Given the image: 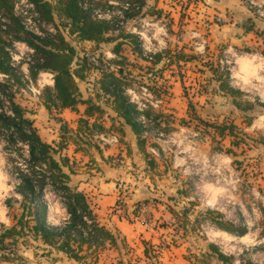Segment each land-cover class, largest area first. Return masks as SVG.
<instances>
[{
  "label": "rangeland",
  "instance_id": "rangeland-1",
  "mask_svg": "<svg viewBox=\"0 0 264 264\" xmlns=\"http://www.w3.org/2000/svg\"><path fill=\"white\" fill-rule=\"evenodd\" d=\"M237 1L256 19L252 24L264 32V0H254L255 5L250 8L242 0ZM148 3L153 5L152 0ZM156 5L157 9L162 10L159 17L136 14L127 23L119 24L118 30L138 37L142 53L143 48L159 53L186 44L187 49H194L200 57L195 65L196 70L190 68L179 72L174 69L175 72L171 74L167 69L161 73L157 71L160 66L154 67L144 56H136L131 45L123 47L127 59L124 64L126 83L131 85L127 89V96L141 109L151 105L155 110H161L167 115L166 122L171 121L173 125L168 134L156 130L153 123L147 124L145 128L148 151L159 159V169L145 170L146 163L143 160L132 159L136 155V146L130 131H126L121 138L116 130H106L105 136L94 139V130L90 138L99 146L103 156L93 148L86 153L77 151L75 144L66 145L65 140H62L64 136H61L63 127L73 130L78 115L70 110L60 111L53 104L47 106L44 89L52 87L51 73L44 70L36 82L32 81L29 71L31 52L22 46L13 49V53L18 56L15 63L20 66L22 81V86L13 87V91L16 90L15 101L27 109L44 141L63 142V152L71 156L76 170L73 183L84 182L79 185L82 191L91 187L97 189L104 178L114 179L119 186L118 204L124 208L130 204L134 189L147 191L151 188L158 197L156 201L159 207L166 204L173 210L171 216L164 214L165 217L161 215L163 210L156 211L159 217L157 222L159 226L163 225L161 228L165 233L177 239L185 238L194 249H201L208 243L215 245L220 252L233 256L235 264H241V260L264 264V216L259 212V205H264V177H259L264 175V168L259 166L256 159L257 142L264 141L263 130L258 129L264 122V34H260V37L249 34L251 40L248 45L239 43L234 46L225 40H209V25L212 22L219 25L213 10L209 11L207 7L194 4L191 0H159ZM18 11L27 12L25 16L29 17L30 8L25 4H19ZM195 19L203 23L199 24ZM204 46L210 48L209 54L204 53ZM76 47L80 57H84L87 52L91 63L100 53L106 59L115 58L109 50L110 44H102L99 49L85 42ZM209 65L213 66L214 72L209 69ZM182 73L185 75L184 86L177 83ZM96 75L93 69L79 83L85 96H91ZM3 79L4 76L0 75V80ZM219 79H223L233 90L232 96H225V90L217 89L218 84H214V81ZM162 83L170 85L167 90L171 94L162 93L156 97L148 87L155 84L161 86ZM217 90L219 95L211 98L209 95ZM224 102V106L218 104ZM232 105L239 112L230 110L229 113L227 110ZM222 109H227L224 113L227 118L220 115L216 117L217 111L219 113ZM195 116L215 123H233L236 129H233V136H222L212 127L198 123ZM166 122L164 125H167ZM250 123L256 126L247 128ZM231 141L237 144L232 145ZM153 145L159 147L161 152ZM21 148L18 151L8 146L5 134L0 133V226L11 225L12 210L8 209L6 201L12 200V206L17 207L20 199L15 192L17 178L14 167L23 161L20 153L26 147ZM129 148L130 154L126 152ZM226 149H232L235 156L227 153ZM229 158L236 159L238 163L232 164ZM152 175L158 178L154 182L150 180ZM161 175L167 178L161 180ZM44 200L48 205L49 224L61 226L68 219V214L60 193L46 189ZM208 210L221 214L224 221L239 227L246 226L247 235L242 238L236 234H222L225 231L216 228L209 220H203V217L209 218L204 213ZM143 215L145 219L152 216L151 211ZM37 244L33 240L28 246L16 244L13 248L15 256H23L29 264H67L64 258H58L61 252L55 254L53 251L47 256V251L38 249ZM86 253L88 257L81 264H94L96 261L92 252L88 249ZM111 254L113 252H107V256ZM55 257L59 260L51 263L49 259ZM18 259L15 257L10 264H18ZM0 264L9 263L1 261ZM25 264L28 262L25 261Z\"/></svg>",
  "mask_w": 264,
  "mask_h": 264
},
{
  "label": "trees",
  "instance_id": "trees-1",
  "mask_svg": "<svg viewBox=\"0 0 264 264\" xmlns=\"http://www.w3.org/2000/svg\"><path fill=\"white\" fill-rule=\"evenodd\" d=\"M15 1L0 0V74L4 75V79L0 80V133L5 134L8 146L18 151L23 149L21 146H24L26 150L20 153L23 158L22 163L14 167L17 178L15 192L20 197L18 202L16 201L18 205L13 207L12 200L6 201L8 209L12 210L11 225L0 226V262L11 263L15 257H18V264H25L23 257L15 256L13 248L16 244L27 246V242L30 243L31 240L41 243L40 249L47 251V256L55 250L77 262H84L88 257L86 250L89 249L96 261L100 249L106 244L115 246L119 237L116 233L99 225L87 196L72 185L73 164L70 157L63 152L65 148L63 142H44L38 135L34 119L31 118L27 109L15 101L16 90L13 91V87L22 86L20 66H12L7 48L11 46L12 40H20L34 50L33 63L29 67L31 79L34 82L42 70L53 73V87L44 89L48 107L53 104L61 110L76 109L79 103L86 105L85 117L78 118L75 129L63 127L61 136H64L62 140H65L66 145L75 144L78 150L86 153H89L92 148L101 153L99 146L90 138L92 132L95 130L97 135H102L106 134V130L114 129L122 138L125 135L123 127L128 125L136 137L138 149L145 158L152 159L154 155L146 151L147 140L144 133L147 124L153 123L154 128L163 134L170 133L173 125L171 121L166 122V114L161 110H155L151 105H147V109L139 110L126 94V90L131 85L126 83L124 64L127 59L123 54V47L131 45V50L136 56H141V51L138 37L124 30L115 33L120 23L115 12L120 8L121 0H28L34 5L39 18L47 25H51L54 30L52 32L40 28L42 35L25 30L19 17L14 14ZM128 1L139 2L140 11L144 10L150 16L158 17L162 13V10L149 4V0ZM96 11L101 14L107 13L109 17H99ZM124 13V21L133 16L129 10ZM85 42L92 43L99 49L102 44H110L109 50L115 58L106 59L103 53H100L95 58L97 65L91 63L87 52L84 57L78 54L76 45ZM184 47V45L176 46L154 54L151 64L154 67L160 66L157 67V71L162 73L167 69L173 70L174 67L181 68L186 62L197 61L200 58L194 53L185 55ZM207 51L208 46H205V53ZM262 53L264 55V51ZM217 68L218 66L216 70ZM93 69L97 75L92 83L91 96L84 98L79 82L85 80L87 73ZM209 69L215 71L212 65H209ZM219 80H217V89L225 90L223 95L232 96L233 90L223 79ZM169 86L162 83L161 86L155 84L148 88L156 97H159L162 93L170 94L167 90ZM93 99L97 103H94ZM106 108L115 114L112 116L108 113L111 121L108 129L101 123L104 113H107ZM140 116L144 117V123L139 120ZM195 118L198 123L202 122L212 127L222 136H233V129H236L233 123L205 121L199 116ZM165 122L167 125H164ZM231 143L237 144L234 141ZM155 147L161 152L159 147ZM226 152L234 155L232 149H226ZM233 163L238 161L233 159ZM46 189L57 190L62 197L68 219L61 226H52L48 222V205L44 200ZM139 208L140 206H136L133 210L135 216L138 215ZM204 213L208 214L209 218L203 217V220H209L222 231L239 236L245 233L244 229L224 221L219 213L211 210ZM208 247L219 260L225 264H233V256L220 252L215 245L208 244ZM240 263L254 264L249 260H241Z\"/></svg>",
  "mask_w": 264,
  "mask_h": 264
},
{
  "label": "crops",
  "instance_id": "crops-1",
  "mask_svg": "<svg viewBox=\"0 0 264 264\" xmlns=\"http://www.w3.org/2000/svg\"><path fill=\"white\" fill-rule=\"evenodd\" d=\"M158 1L159 0H152V3L156 8H157L156 2L158 4ZM199 1L203 2L207 6V9H209V11L213 10V13L216 15V21L219 22V25H217L215 22H212L209 25V28H211L209 30L211 34L209 40L214 38L215 40L216 39L225 40V41H229L231 45L234 46L238 45L239 43H245L246 45H248L251 40L249 34L252 33L255 36L258 35L259 37L260 34H264L262 30L261 31H259L260 29L258 30L257 25L254 26L252 24V21L256 22V19H254L252 16V13L248 11L246 7L242 6L237 0H199ZM195 20L199 24L203 23V21L200 19H195ZM206 26H208V24ZM181 46L182 45H180L179 47ZM184 46L185 47L183 50L185 55H189L191 53L196 54L194 49H190V48L187 49L186 44H184ZM209 49L210 48L208 47V51H207L208 54H209ZM181 63L183 62L181 61ZM196 64H197L196 60H194L193 62L188 61L185 64H183L181 68L174 67L173 70H169V71L172 74L175 72L174 69L178 70L179 72H184L190 68L196 70L195 68ZM183 74L184 73L181 74V77L179 79L180 82H177L181 84V86H184L185 83L184 82L185 75ZM169 81L171 82V80ZM214 84H218L217 80L214 81ZM218 95L219 94L217 90L211 93L209 96L211 98L212 97L215 98ZM183 96H185V94ZM200 96L202 97V95ZM88 97L89 96L84 95V98H88ZM92 101L94 103H97L95 99H93ZM218 104L220 106H224L225 102L223 104L221 103ZM80 106H82V109H80ZM85 108H86L85 104L79 103L77 104L76 109L64 108L61 109L60 111L70 110L78 115L76 118L75 127L73 128L75 129L77 127L78 118L82 116L85 117L84 115ZM226 110L227 109H222V111H219V113L217 111V114H215L217 115L216 117L219 118L221 116L223 118H227V116H224L225 115L224 113L227 111H229L230 113V110L232 112H236V111L239 112V110L233 105L231 109L229 108L227 111ZM106 111L107 113H104L101 123L105 128H109L111 125V121L109 119L108 113H110L112 116L113 115L115 116V114L108 108H106ZM241 112L244 114L243 110H241ZM246 114L249 115L248 112ZM262 117L264 118V114ZM92 120L93 119H91V121ZM106 122H108V125H106ZM116 124L118 123L116 122ZM255 126H256L255 124L250 123L247 128L250 127L254 128ZM261 128L263 130L262 134L264 136V122L260 127L258 126V129ZM123 130L124 133L126 131H130L134 139V144L136 146L137 151L135 150L136 153L133 152L136 155L132 159L136 158L138 160H143L146 163L145 170H147L148 168L149 170L159 169L161 163L159 159H157V157L152 156L153 157L152 159L151 157L145 158L143 156V153L138 149L136 143V137L133 131L131 130V127L125 125L123 127ZM37 133L40 136L38 130ZM257 143L259 146H257V150H256L257 151L256 159L259 162V166L260 167L263 166L264 168V141L261 140V142H257ZM146 151H148L147 145H146ZM126 152L130 154L131 153L130 148L127 149ZM98 154L103 156L102 152ZM68 157H70V160L73 164V173L71 174L72 185L76 186L78 191L83 192L87 196V198L91 200L90 207L92 209L93 214L96 216L99 225L104 226L112 233H116L117 236L119 237V239H117V244L115 246L106 244L104 248L100 249L97 256V260L94 264H225L223 261L219 260L216 255H213L211 249L208 247L209 243L205 244V246H203L201 249H194L191 243L188 240H185V238L177 239L178 237L169 235V233H165L166 231H164L161 228L163 227V225L159 226V221L157 222V220H159V217L156 211L159 210L161 212V210H163L161 215L165 217L164 214L166 215L168 214L171 216L172 210L166 204H162V207H159L160 204L159 202L156 201L158 197L156 194L152 193L153 189L150 188L149 190L145 191L136 188L133 190V195L130 198V204L126 206L124 210L125 213H127L128 215V218H125L116 209L120 196H119V186L114 181V179L104 178V180H102L100 184L97 186V189L91 187L87 191H82L79 185L84 182H79L78 184L73 183V177L76 173V170L74 167V163L71 159V156L68 155ZM229 159L231 160V163L234 164L233 158H229ZM150 167H152V169ZM259 177L260 178L264 177V175L261 174ZM159 178L162 180L163 178H167V177L166 175L163 176L161 175L159 176ZM156 179L158 178L155 175H152V178H150L152 182H154ZM136 206H140V208L137 210L138 213L137 216L133 214V210L136 208ZM147 211H151L152 216L149 219H145L143 215V213ZM259 212L261 215L264 216V205H259ZM168 218L170 217L168 216ZM240 228L245 230V233L241 235L242 238H244L248 233V228L244 225L241 226ZM225 233L229 235L232 234L226 231ZM27 244L30 243L27 242ZM37 245H39V247L37 248L40 249L41 243H38ZM36 246L33 247L34 250H36ZM53 251L55 252V254H57V251L55 250ZM108 251L113 252V254L107 256ZM58 256H59L58 258L60 257L64 258L67 264H81V262H77L76 260L68 257L66 254L62 252L58 253ZM58 258L56 259L55 257V259L51 258L49 260L51 263H53L54 261L59 260ZM23 261H27L29 264V261L24 257H23ZM5 263H9V262H5ZM233 264H235L234 259H233Z\"/></svg>",
  "mask_w": 264,
  "mask_h": 264
},
{
  "label": "built area",
  "instance_id": "built-area-1",
  "mask_svg": "<svg viewBox=\"0 0 264 264\" xmlns=\"http://www.w3.org/2000/svg\"><path fill=\"white\" fill-rule=\"evenodd\" d=\"M243 3H245L249 8L254 6L255 3H254V0H242ZM191 2H193L194 4H199V5H202L203 7H207L203 2L199 1V0H191ZM123 3V4H122ZM19 4H25L26 6H28L30 8V14H29V17L28 16H25L27 14V12L25 13H22L20 11H18V5ZM115 4H118V3H115ZM122 4V5H121ZM119 9L115 12L119 19H120V23L119 24H124V23H127L129 20L133 19L135 17L136 14H142V15H145V16H150L148 15L147 13L144 12V10L140 11V4L139 2L137 1H133V2H129L128 0H126L125 2H120L119 3ZM34 5L29 2L28 0H16L15 1V5H14V14L16 16L19 17V19L21 20V23L22 25L24 26L25 30L26 31H29L31 33H34L36 35H42V32L40 31V28H45L47 30H50V31H54L53 28L51 27V25H47L45 22H43L40 18H39V15L38 13L35 11L34 9ZM129 10V12L131 14H133L132 18L128 19L127 21H124L125 19V13L124 11H127ZM140 11V12H139ZM96 14H98L99 17H105V18H108L109 17V14L105 13V14H101L99 13V11H96L95 12ZM152 17H156V16H152ZM159 17V16H158ZM2 21H4L2 19ZM119 26V25H118ZM118 26H117V30H115V33H118L119 30H118ZM131 34V33H130ZM139 39V38H138ZM140 43V42H139ZM141 45V43H140ZM139 45V47H140ZM18 46H22L23 48H25L26 50H30V55L31 58H30V61H29V67L30 65L33 63L32 62V54L34 53V50L24 41H20V40H12V44L9 48H7L8 50V53H9V56H10V59H11V64L13 67H19V64L18 63H15L18 61V56L15 55L13 53V49L14 48H17ZM144 52L142 53L141 52V56H144V58H146L147 60L149 61H152L153 60V55L154 54H157L156 52H153L147 48H143ZM140 51H142V49L140 48ZM162 51H160L159 53H161ZM204 52H205V46H204ZM115 57V55H114ZM93 64L97 65V61L95 58H93ZM44 71V70H42ZM40 71L38 73V75L42 72ZM49 72V71H47ZM51 73V72H50ZM2 75V74H0ZM37 75V77H38ZM4 76V75H2ZM51 77L53 78L54 75L53 73H51ZM37 79V78H36ZM53 80V84H54V78L52 79ZM33 81V80H32ZM36 82V81H35ZM53 84H52V87H53ZM128 92V90H126V93ZM131 101V100H130ZM132 102V101H131ZM158 102V101H157ZM133 103V102H132ZM158 103H156L157 105ZM155 106V105H154ZM158 106V105H157ZM138 107V106H137ZM139 110H142L141 108L138 107ZM139 120L142 121L143 123L145 122V119L143 116H140L139 117ZM103 136H105V134H102V135H94V139H101ZM116 209L119 211V213L125 217V218H128V215L127 213H125V207L123 208L122 205L120 204H117L116 206Z\"/></svg>",
  "mask_w": 264,
  "mask_h": 264
},
{
  "label": "bare ground",
  "instance_id": "bare-ground-1",
  "mask_svg": "<svg viewBox=\"0 0 264 264\" xmlns=\"http://www.w3.org/2000/svg\"><path fill=\"white\" fill-rule=\"evenodd\" d=\"M222 234H224V235H229V234H227V233H225V232H222Z\"/></svg>",
  "mask_w": 264,
  "mask_h": 264
}]
</instances>
